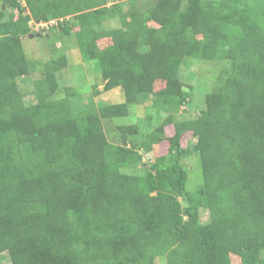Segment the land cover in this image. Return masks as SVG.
<instances>
[{"label": "trees", "instance_id": "1", "mask_svg": "<svg viewBox=\"0 0 264 264\" xmlns=\"http://www.w3.org/2000/svg\"><path fill=\"white\" fill-rule=\"evenodd\" d=\"M44 24L93 63L99 106L61 87L66 52L26 101L22 41L50 39ZM193 60L214 66L212 89L179 119ZM149 101L146 133L117 122L107 135L105 121ZM2 252L11 264H264V0H0Z\"/></svg>", "mask_w": 264, "mask_h": 264}, {"label": "rangeland", "instance_id": "2", "mask_svg": "<svg viewBox=\"0 0 264 264\" xmlns=\"http://www.w3.org/2000/svg\"><path fill=\"white\" fill-rule=\"evenodd\" d=\"M124 1V7H127V3ZM53 23L56 25V21H52L49 23V26ZM55 23V24H54ZM41 24V23H40ZM38 25V24H37ZM47 24H44V27ZM116 21H111L109 26H116ZM48 26V27H49ZM49 38L44 37H34L29 38L26 37L23 39V48L30 60L34 63V70L31 76L23 77L19 79V86L21 91L23 92L25 99L27 102L30 100L35 101V96L33 94L34 91V82L36 78L41 76L44 71L45 62L48 61L52 57H57L61 52H66L69 59V65L67 68L63 69L59 74L61 87L72 86L74 87L76 96L74 97V102L76 105H87L89 102L93 101L98 106L103 102L102 90H103V82L101 80L100 74L94 69V65L92 62L86 63L81 58V54L79 52V48L75 42L74 37L61 39L60 35L57 34L56 29L48 30ZM41 29L40 26H36V29ZM214 66L212 64H208L206 62H199L196 60L185 62L181 68V76L186 83L187 86H194V89L191 94V102L189 105H184L180 108L178 113V118H188L193 114H198L199 110L204 106V98L205 95L212 89L213 83V70ZM191 73V75H190ZM100 82L98 84V88L101 91L99 96H96L94 91V82L96 79ZM161 85L163 84L162 82ZM188 89V87H187ZM121 91V90H119ZM117 89L106 92V97L114 98V100L124 101V94L121 91V95L119 96ZM62 95V94H61ZM113 95L115 97H113ZM150 101L146 104L136 106L131 110V114L125 117L115 118L116 121H105V129L107 135H110L113 131V127L119 123H140L141 132L146 133L150 129V121L147 119L148 113L151 112ZM188 136H184V143H187ZM111 139L114 140L115 136H110ZM143 161L150 162V159L153 157V153H143ZM184 164L189 172V183L188 186L190 189H193L198 185V183L202 182V171L199 165V160L197 154H190L188 157L184 159ZM182 204L184 201L182 197H179ZM206 217V215L204 216ZM166 258L160 257L157 258L156 261L159 264H163ZM0 264H11L10 257L8 252L0 253Z\"/></svg>", "mask_w": 264, "mask_h": 264}, {"label": "water", "instance_id": "3", "mask_svg": "<svg viewBox=\"0 0 264 264\" xmlns=\"http://www.w3.org/2000/svg\"><path fill=\"white\" fill-rule=\"evenodd\" d=\"M30 36L32 37V36H33V34H30ZM196 117H198V114H196Z\"/></svg>", "mask_w": 264, "mask_h": 264}]
</instances>
